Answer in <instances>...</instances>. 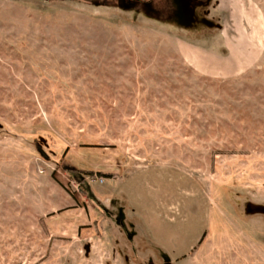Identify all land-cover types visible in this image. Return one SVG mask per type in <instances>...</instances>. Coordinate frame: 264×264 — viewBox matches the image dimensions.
<instances>
[{"label":"rangeland","instance_id":"1","mask_svg":"<svg viewBox=\"0 0 264 264\" xmlns=\"http://www.w3.org/2000/svg\"><path fill=\"white\" fill-rule=\"evenodd\" d=\"M131 1L0 0V264H264V0L221 79L178 40L219 33L215 0Z\"/></svg>","mask_w":264,"mask_h":264},{"label":"crops","instance_id":"2","mask_svg":"<svg viewBox=\"0 0 264 264\" xmlns=\"http://www.w3.org/2000/svg\"><path fill=\"white\" fill-rule=\"evenodd\" d=\"M215 4L219 33L179 38V52L200 75L214 79L234 77L259 57L262 17L250 0H215Z\"/></svg>","mask_w":264,"mask_h":264},{"label":"flooded vegetation","instance_id":"3","mask_svg":"<svg viewBox=\"0 0 264 264\" xmlns=\"http://www.w3.org/2000/svg\"><path fill=\"white\" fill-rule=\"evenodd\" d=\"M137 2V0L131 1L134 6ZM142 5L143 9L149 7V12L156 16H174L179 20L184 17L187 20L190 12V7L186 0H152Z\"/></svg>","mask_w":264,"mask_h":264},{"label":"trees","instance_id":"4","mask_svg":"<svg viewBox=\"0 0 264 264\" xmlns=\"http://www.w3.org/2000/svg\"><path fill=\"white\" fill-rule=\"evenodd\" d=\"M126 5V4H125ZM129 6V4H128ZM154 15V14H153ZM156 16V15H155ZM169 17V21L170 20H175L177 19L174 16H168ZM168 22V21H167ZM171 23V22H170ZM39 148V147H38ZM40 150V149H39ZM42 154V153H41ZM43 155V154H42ZM69 172H71V177L79 184V186L83 185V176L80 173L75 172L74 170L70 169L68 170ZM84 193L87 195L88 199H90L91 201H94L93 195L91 194L90 190L87 188H84Z\"/></svg>","mask_w":264,"mask_h":264}]
</instances>
